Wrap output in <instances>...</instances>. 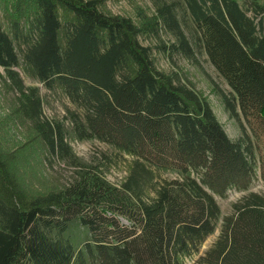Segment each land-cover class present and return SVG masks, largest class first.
Segmentation results:
<instances>
[{"label": "trees", "instance_id": "16d2710c", "mask_svg": "<svg viewBox=\"0 0 264 264\" xmlns=\"http://www.w3.org/2000/svg\"><path fill=\"white\" fill-rule=\"evenodd\" d=\"M186 4L199 51L231 89L223 99L240 125L237 141L206 98L159 70L141 43L168 32L177 40L170 47L196 60L174 4L131 18L105 12L102 0H0L13 34L0 21V67L21 97L0 125V264H186L216 231L215 195L248 190L257 174L252 135L264 129V10L250 16L236 0ZM16 41L26 45L28 72L84 109V120L71 114L79 140L136 158L121 186L73 154L63 123L44 118L38 91L16 71ZM18 124L23 139L9 145ZM52 160L74 166L67 185L48 181ZM160 173L176 177L157 181ZM76 226L79 242L70 237ZM194 264H264V196L235 204Z\"/></svg>", "mask_w": 264, "mask_h": 264}, {"label": "rangeland", "instance_id": "374dc122", "mask_svg": "<svg viewBox=\"0 0 264 264\" xmlns=\"http://www.w3.org/2000/svg\"><path fill=\"white\" fill-rule=\"evenodd\" d=\"M236 1L250 16H255V7L257 6L264 10V0ZM102 3L105 12L131 18H136L138 8L145 9L148 13L154 14L158 4H174L177 18L196 50V60L175 52L173 47L170 46L177 44V40L173 34L168 32L163 31L159 36L142 37L140 39L141 43L152 49V56L159 70L175 78H180L184 82H189L209 102L213 112L229 137L235 141L241 139L242 131L240 125L236 119L231 117L223 99V93L230 94L231 89L211 64L206 53L199 51L197 47L198 28L188 12L186 0H102ZM0 21L4 29L13 36L1 10ZM16 47L20 58V66L16 68V71L20 74L26 88L36 89L38 91L42 102L44 118L53 122L63 123L73 154L84 164L98 168V171L112 185L117 187L121 186L127 179L136 158L98 139L79 140L73 131L71 114H77L84 120V109L72 103L62 88L55 86L50 89L40 80L32 76L24 63L26 45L16 41ZM20 99V94L6 79V72L0 67V125L10 122L8 120L12 116V110L16 105L21 104ZM242 119L246 123L244 118ZM259 128L258 126L256 135H252L257 162L255 179L248 190L240 191L233 189L228 191L224 197L215 195V199L221 209V218L216 231L205 241L197 255L186 259V264H194L200 256L204 255L213 247L220 235L223 219L226 216L234 214L235 204L241 202L252 192L264 196V129ZM248 131L251 133L249 128ZM24 132L25 128L21 124H18L17 128L13 129L11 133H6V141L9 145H13L23 139ZM46 174L50 183L57 186H65L76 176V171L74 166H71L65 161L52 160L46 170ZM175 177L176 174L174 173H160L157 176V181L170 180ZM84 236L83 229L77 226L73 227L70 231V237L75 242L81 241Z\"/></svg>", "mask_w": 264, "mask_h": 264}]
</instances>
